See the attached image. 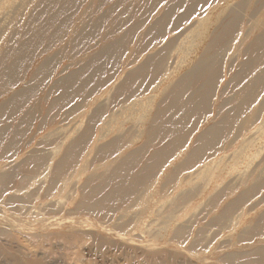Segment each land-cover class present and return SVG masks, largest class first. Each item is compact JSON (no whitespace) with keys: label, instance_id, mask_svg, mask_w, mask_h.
Instances as JSON below:
<instances>
[{"label":"rangeland","instance_id":"rangeland-1","mask_svg":"<svg viewBox=\"0 0 264 264\" xmlns=\"http://www.w3.org/2000/svg\"><path fill=\"white\" fill-rule=\"evenodd\" d=\"M39 1L0 0V31H10ZM89 1L63 18L75 19ZM135 1L104 0L94 15L107 17L86 35L82 49L40 44L23 78L6 93L53 57L43 67L41 89L0 120V129L22 125L13 140L0 144V264H264V0H153L142 10ZM230 15V33L219 51L210 50ZM108 32L125 46L106 71L82 95L51 91L86 63ZM138 41L144 43L138 47ZM253 47L251 61L239 68L241 55ZM209 50L218 74L201 115L181 140L154 138L165 94ZM143 66L149 76L123 90ZM237 71L255 80L238 109L228 111L223 135L200 145L196 138L220 118L218 105L234 97L227 81ZM149 129L151 143L144 136ZM119 138L114 155H139L138 175L128 174L137 190L122 202L96 204L113 183H103L113 166L98 160L96 150ZM72 143L77 154L57 178L55 169ZM35 162L38 169L31 172ZM89 184L98 194L86 198Z\"/></svg>","mask_w":264,"mask_h":264},{"label":"bare ground","instance_id":"bare-ground-1","mask_svg":"<svg viewBox=\"0 0 264 264\" xmlns=\"http://www.w3.org/2000/svg\"><path fill=\"white\" fill-rule=\"evenodd\" d=\"M81 0H41L38 4L34 5V10L28 15H20L13 23L11 30L6 28L0 31V120L4 119L7 115H14L17 108L24 102L26 97L31 91L38 88L40 81L45 78V68L54 62L53 57L44 58L38 63V69L31 72L28 76V82L20 88L13 91V93L6 97V93L24 76V67L31 62L32 50L40 46V44L54 43L59 49L83 48L86 45V35L92 31H96L100 28L101 22L107 17L104 15L95 16L94 12L101 4H105L104 0H93L84 4L82 13L71 20L64 19V14L71 8H77ZM108 1V0H106ZM153 0H136L134 6L138 10H142L143 7L150 4ZM112 6L107 8V11H111ZM232 16V22L228 25V22L223 24L221 28L216 32L210 50H220V41L223 36H227L230 33V28L233 25L235 17ZM116 25V21L112 23ZM54 33L50 39L47 37L49 31ZM154 34V33H153ZM111 32H108L105 36V42L101 47L92 52L86 63L79 68L72 75L64 78H59L52 85V90L60 91L63 97L71 94L82 95L85 92L88 84L93 82L95 76L100 77L107 69L106 63L116 58L121 49L125 46L122 43V39H112ZM151 34L146 40L149 43ZM144 42L138 41V47ZM147 43V44H148ZM52 46V45H51ZM137 48V47H136ZM210 50L202 54L200 59L193 68L184 73L165 94L163 101L160 104L158 111V121L156 126L152 129L159 131V136L154 138H170L171 142L181 140L182 132L186 128L189 129L194 125V118H196L202 107L207 105L206 93L212 88L214 78L217 76V72L210 66L209 56ZM255 48H251L248 51H244L239 63V68H244L251 61V56L254 54ZM41 53V51L39 52ZM37 55V54H36ZM149 56L146 59V65L148 66L151 59ZM156 59V58H155ZM33 61V60H32ZM153 62V61H151ZM43 65V66H42ZM140 67L137 69L136 74L129 79L127 84L122 87L123 90L130 88V83L137 77L144 78L149 76L150 69L148 67ZM45 67V68H43ZM255 70V65L252 71ZM98 79V78H97ZM254 75L252 73L234 72L231 79H228L227 83L230 90L233 91V96L226 101H223L218 105V114H220L219 120L205 129L196 140L200 142V145L209 144L217 137H220L225 132L227 125L230 123L228 111H235L240 106V97H243V93L246 88L252 86L254 82ZM200 81V82H198ZM40 88V86H39ZM41 89V88H40ZM5 96L6 98H1ZM2 99V100H1ZM56 105V103H55ZM205 108V107H204ZM202 108V109H204ZM201 115V114H200ZM157 117V118H158ZM199 118V117H198ZM245 119V118H244ZM198 120V119H197ZM19 125L15 129L4 128L0 129V144L11 141L17 135ZM144 131V136L147 137V141L151 143L154 139L150 134ZM252 132V131H251ZM10 133L8 137L5 134ZM142 134V133H141ZM254 135V134H253ZM121 139L103 145L96 150V158L98 160H104L103 164L113 166L112 171L103 175V183L109 185L111 182V189L108 193L99 196L94 199L96 204L102 202L115 203L122 202L130 195H133L137 190V183L133 181V177H128L129 172H135L136 176L139 173V169H135V165L139 162L138 154L132 153L130 155L115 154L118 149V145ZM148 142L147 145H148ZM76 144L72 143L67 149V152L63 158L61 166L55 169V176L61 178L64 173L69 169L71 161H73L76 150ZM144 155V151L142 152ZM110 158L106 162V158ZM160 158V157H159ZM131 161L132 165L126 164ZM38 169V163L35 162L31 165L30 171L35 172ZM136 181V179H135ZM85 196L97 195V188H94L89 184L86 188ZM99 190V189H98ZM264 256V252H262Z\"/></svg>","mask_w":264,"mask_h":264}]
</instances>
